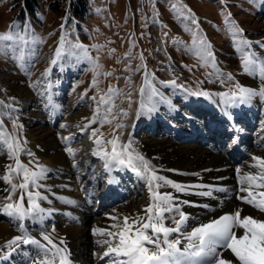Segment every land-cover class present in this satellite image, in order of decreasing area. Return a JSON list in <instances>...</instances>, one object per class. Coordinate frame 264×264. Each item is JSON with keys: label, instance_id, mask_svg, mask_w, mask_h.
Returning a JSON list of instances; mask_svg holds the SVG:
<instances>
[{"label": "rangeland", "instance_id": "374dc122", "mask_svg": "<svg viewBox=\"0 0 264 264\" xmlns=\"http://www.w3.org/2000/svg\"><path fill=\"white\" fill-rule=\"evenodd\" d=\"M67 5L68 1H64L62 8L56 10L50 7L48 0H43L34 17H22L17 2L0 0V177L7 183L6 201H11L6 204L7 209L4 204L0 205V225L10 230L0 237V259L23 243L29 231L26 217L38 213L33 204L34 192L38 189L33 178L34 171L39 168L35 160L38 155L29 145L27 129L43 125L53 131L54 138L74 154L70 158L78 165L74 169L87 168L88 172L81 174L82 180L90 181L92 174L98 178L88 203L100 208L93 218L86 215L88 232L96 239L92 229L96 231L110 222L116 223L117 214L123 213L121 207L125 209L135 199L146 203L147 209L153 208L156 214L158 209L168 211L162 202L168 207L165 201L169 198L172 202L173 197L174 206H178L179 201L174 196L160 194L163 187L184 195L181 185L173 178L156 176L151 159L146 155L144 138L150 141L170 139L182 146L198 144L203 148L214 144L217 145L215 149L220 148L212 138L206 144L197 137V141L189 140L191 137L185 133L176 135V128L164 129L171 125L158 126L153 132L148 127L150 116L166 115L169 119L165 116L166 119H162L167 124L170 120L178 128L182 127V112L172 116L169 105L172 101L174 105L181 104L183 111H190L184 94L186 88L201 93L219 92L222 96L244 92L255 97L256 91L264 93V0H90L89 13L83 18L70 17ZM16 92L25 94L24 104L16 99ZM198 120L191 123L196 124L202 135L205 132L199 127L200 122L196 123ZM203 122L206 124L205 119ZM217 123L220 124L213 122L212 129L222 133L223 128ZM259 128L250 131L252 137L244 134L243 139L249 143L256 141V144L260 140ZM47 130L37 129L39 134ZM209 131L207 133L211 134ZM232 131L239 134L238 129ZM100 140L114 145L115 152L121 155L120 160L127 163L126 169L130 167L117 180L114 170H101L105 158L92 151ZM223 143L224 140L222 147ZM222 147L214 152L220 156L223 153L234 155L233 147L232 153L226 150L227 142L226 152L221 151ZM248 149L251 150L250 145ZM246 154L237 153L239 159L232 157L233 163L240 165L245 159L253 158ZM91 155L95 158L86 163L85 159ZM237 173V177L246 176L245 172ZM49 175L54 176V173ZM222 175L226 179L230 171L224 169ZM136 178L148 180V189L139 185L142 193L135 194L137 189L130 184H135ZM113 179L118 190L110 193L112 197L105 191ZM207 179L202 185L205 189L198 193L202 196L196 197L199 203H206L217 194L210 186L216 181ZM125 187L128 192L132 190L129 198L123 195ZM109 198L118 200L99 205ZM177 209L178 214L169 211L165 215L167 225H173L184 206L179 205ZM4 210L7 211L2 214ZM50 212H42L39 216L42 225L35 221L36 235L48 241L55 236L58 225L62 232L55 237L66 236L72 245L65 227L73 223L61 210H53L58 218L48 221L45 216H51ZM195 226L189 228L195 229ZM261 239L257 246L254 245L256 248L253 246L255 251H250V256L264 254V236ZM98 251L99 246L90 250L92 259ZM20 253L25 261H30V254ZM234 254L239 257L238 262L244 264L241 261L245 258L240 257L244 253Z\"/></svg>", "mask_w": 264, "mask_h": 264}, {"label": "bare ground", "instance_id": "6f19581e", "mask_svg": "<svg viewBox=\"0 0 264 264\" xmlns=\"http://www.w3.org/2000/svg\"><path fill=\"white\" fill-rule=\"evenodd\" d=\"M187 89L188 88H186L187 92H185V95L188 99V103L191 105L199 104L206 106L205 109H209L210 114L205 110L198 111L194 109L195 111H183L180 108L181 104L174 105L173 102L170 101L171 106L169 105V108L173 113L172 116H176L180 112H182L184 116L182 119V127L178 128L177 134L182 136V134L185 133L186 136L191 137L189 140L192 141H197L196 139L200 138V141H202V143L206 142V144L207 140L212 138L213 142L218 143L220 148L215 149L217 145L214 144H210L207 148H203L198 146V144L182 146L170 139L153 138L152 141L146 138L143 139L146 145V155L151 159L156 176L162 179L166 177L173 178L172 180L179 183V185H181L180 189L184 191V195H179L175 193L174 190L163 187L160 192L163 197L174 196L175 199L184 206V215L181 219L183 221H181L179 225L170 226L169 228L172 230H168L166 233L164 231L166 229L164 227L167 226L164 222V209H158L157 213L154 214L153 208L148 210L146 203L135 199V201L125 209L121 207L123 213L117 214L118 220L116 223L110 222L107 227H101L96 231L93 228L94 230L92 229V232H95L94 235L96 237V239H94L92 233L88 232L86 215H89V219L91 217L93 218L96 210L100 208L95 206L92 207L88 203V197L90 198L92 190L95 189L98 178L94 177V174H92L90 181H83L81 174L83 172H88L87 168L86 170H75V166L78 165H76L74 161H70V158L74 154L71 151H67L63 147L62 142L54 138L53 131L50 129L47 130L42 127L43 125L35 126V128L27 129L26 132L30 143L29 145L37 150L38 155L35 160L37 161L36 166H39V168L33 173L34 182L36 185L38 184V189L34 192L33 204L38 210V213L32 216L30 214V216L26 217V225L29 228L27 235H25L27 237L20 245L23 247L22 249L19 246L17 250L11 252L12 258L10 262L13 263V261L19 259L21 262L17 260L16 264H149L153 260L156 262L155 264H175L178 262H184L185 264V255H187L190 250L192 251L190 247L199 245L196 243L198 241L195 242V240L200 238V231L210 229L218 230L225 237V242H221L219 245L213 247V251L210 253V257L212 258L208 259L205 257V254L203 255V258L205 257L203 261H206L205 264H240L238 262L239 257L235 255L234 252L236 254L237 252L238 254L243 252L244 255L241 254L240 257L243 259L247 258L250 251L254 250L253 246H257V243L262 241L261 236H264V206L258 202L259 197L264 195V193L256 195L257 192H259L258 187L264 188V173H262V171H264V124L259 128L258 137H260V140L256 144V141H250V143L248 140L245 141L243 139L244 134L248 133L250 137H252V134L243 131L239 134L232 133V136H236L237 134L236 137L234 136L235 147L232 146L234 148V155L227 156L222 154L220 156L214 151L221 149V143L224 140L222 135L229 133V127L226 123L233 120V116L239 120V116H241L239 111L242 110V105L248 106L254 113L252 118L245 119L247 127L250 128L254 125V121H256V112H261V121L264 122V93L261 94L262 96L257 97L260 94L256 91V97L254 98L251 94L239 95L238 93H227L225 96H222L219 92L210 94L208 92H193ZM16 94V99L20 101V104H24V102L27 101H25V94H23V92H16ZM166 106L168 107V105ZM184 112L186 114H184ZM234 112H236L235 115H233ZM156 118L160 119L157 120ZM162 118L166 119L163 115L159 117H154V115L152 117L150 116V124L152 125L150 128H152L153 132L157 130L158 126H170V123L168 122L169 124H167ZM192 118L196 120H198V118H203L206 122L210 121L209 126H207L208 124H204L205 127L202 125L199 127L203 130L207 128L210 130L209 133H212L208 134V130L206 129L205 133L202 134L204 137H201L196 124L191 123L196 121L192 120ZM211 118L218 119L220 124H217H219L220 128H223L222 133L212 129V124L216 121ZM187 121H190L189 124ZM202 121L198 120L196 123L200 122V124H203ZM39 128L47 130V132L39 134L37 131ZM196 132H198L199 135L195 134ZM206 135L209 136L206 138ZM217 135H220V137ZM250 144L251 150L248 151L249 149H247V147L249 148ZM254 144L257 145V149H255L256 147L254 148ZM40 147H43L44 150H41ZM92 151L105 158V163L103 168L101 167V170H114L116 180L121 176L124 170L127 172L128 169H130V167L126 169L127 163L120 160L121 155L115 152V146L111 145V143L106 144L101 140L96 141ZM238 151L243 154L247 153L253 155V158L250 157L245 159L242 164L237 165L233 163L232 157L239 159L237 156V153H239ZM243 156L245 157V155ZM94 158L93 155L88 156L87 159H85L86 163ZM224 169L230 171V175L226 179L223 178L222 175ZM50 172H53L54 176H50ZM237 172H245L246 176H242V178L241 176L237 177ZM188 174V178L183 181ZM137 175H139L138 172ZM175 175H177V177ZM216 175H219V178H216ZM1 177L0 205L4 204L3 207L6 206L7 209V205L11 201L7 203V183L4 181L2 182ZM36 177L39 179L37 180ZM207 178H211L212 181L217 182L216 187L218 195L214 198L212 196V198L202 206L198 200L196 201V196H202L198 195V193L202 189L201 186L203 181L209 180ZM115 179L111 180L113 183L106 189L105 194L118 190L115 188ZM139 185L147 190L149 181L140 179ZM128 191L129 190L126 189L123 195L125 194L124 196L129 198L131 197L132 190H130V192ZM83 194L85 198H82ZM117 200L116 198H109L108 200L102 201L99 205L102 207V205H107L106 202H117ZM26 207L30 209L28 206ZM23 208H25V206H23ZM31 208H34L32 204ZM53 210H61V212L73 223L69 227H65V229L68 230L67 232H69L72 245H70L66 236L55 237L57 233L62 232L58 225L55 236H53L52 239L49 238L48 241H43L40 235H36L35 221L38 222V225H42V219L40 220L39 216L42 212L46 213L51 211V216H44L46 220L52 222L55 218H58ZM5 211L7 210H4L2 214H4ZM55 212L59 213L57 211ZM23 225H25V220ZM120 225H122L123 228H120ZM190 225L191 227L196 225V230L194 228H189ZM226 226L229 227V230L225 231L223 229ZM31 228L33 231H31ZM234 228L235 232L233 234L232 230ZM147 231L149 233L152 232L154 241L149 242L146 239L145 236H147ZM7 232H10L8 227L0 225V237L6 235ZM168 235H174L175 238L169 239ZM90 237H92V239ZM38 239H41V241ZM188 243L192 244L189 245ZM177 244H182V249H186V252L184 253L183 250L177 249ZM95 246H99L100 251H98L97 255L95 254L92 259L89 252L92 248H95ZM168 251L170 252V260H174L172 263L161 261L162 257ZM20 252L30 254V261H25L26 259L23 258L24 256H21L22 253ZM104 256H106V258H104ZM102 257L103 259H101ZM4 264H8L7 260L4 261Z\"/></svg>", "mask_w": 264, "mask_h": 264}, {"label": "trees", "instance_id": "16d2710c", "mask_svg": "<svg viewBox=\"0 0 264 264\" xmlns=\"http://www.w3.org/2000/svg\"><path fill=\"white\" fill-rule=\"evenodd\" d=\"M20 5L19 16H35L42 6L43 0H14ZM52 9H61L62 3L68 1L67 12L70 17H85L89 13L90 0H48ZM64 9V7H63Z\"/></svg>", "mask_w": 264, "mask_h": 264}]
</instances>
